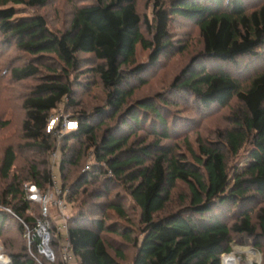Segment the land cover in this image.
<instances>
[{
  "label": "trees",
  "instance_id": "trees-1",
  "mask_svg": "<svg viewBox=\"0 0 264 264\" xmlns=\"http://www.w3.org/2000/svg\"><path fill=\"white\" fill-rule=\"evenodd\" d=\"M49 1L0 0V60L12 82H36L20 97L24 142L0 156V238L12 264H68L65 236L76 264H223L235 243L264 264V66L242 64L264 56V0H147L151 16L138 0H95L75 7L63 31L43 14L16 17L17 5ZM186 23L202 50L168 88L137 97L145 76L184 50L173 29ZM139 46L150 51L144 63ZM81 53L98 63L84 68ZM90 74L105 98L88 111L79 80ZM66 99L78 127L58 139L47 127ZM224 109L225 124L205 136L204 119ZM58 148L70 217L60 231L51 207L49 261L39 237L25 236L41 205L24 185L54 186Z\"/></svg>",
  "mask_w": 264,
  "mask_h": 264
},
{
  "label": "rangeland",
  "instance_id": "rangeland-1",
  "mask_svg": "<svg viewBox=\"0 0 264 264\" xmlns=\"http://www.w3.org/2000/svg\"><path fill=\"white\" fill-rule=\"evenodd\" d=\"M147 0H138L140 3L141 13H148L150 16L152 15L151 6L148 8H144ZM95 0H50L48 5L45 7H36L32 8L28 5H17V15L16 17H24V16H32L34 14H43L49 21L50 27L55 31H63L69 27L70 20L72 19L74 8L80 7L86 4L94 3ZM182 27H175L173 30L176 32V41L177 44L183 45L184 50L176 53L171 60L165 65L161 71L155 73L154 75H147L148 81L147 85L142 86L139 92H137V97H144L148 94L155 93L159 90H164L168 88L169 84H171L177 74L186 67L192 60V58L202 50V41L200 39L198 30L191 26L190 24H182ZM178 31V34H177ZM182 39H181V38ZM181 39V41H180ZM179 42V43H178ZM149 50L143 49L141 46L138 47L137 51V62L144 63L148 60ZM79 59L82 60L83 67H88L89 65H93L98 63V60L93 55L90 54H79ZM30 59L27 55H22L20 60V65L24 64L26 61ZM251 58L245 57L242 60V64L247 65L248 69H255L260 66H264V56L258 57L254 60H250ZM7 60V59H6ZM0 156L2 155V148L9 143H23V139H21V123L24 118V111L21 107V94L26 93L31 87L35 85V80H27L21 82H12L9 78V67L6 61L0 60ZM241 67V66H240ZM239 67V68H240ZM232 68V67H231ZM238 68V69H239ZM8 69V70H7ZM88 77V78H87ZM91 78V81H87V79ZM79 83L82 86L79 88V95L82 101L86 104V109L89 111L95 106L101 105L105 98L104 87L102 86L98 76L94 74H90L88 76H81ZM86 83H91L90 86H86ZM67 104V99L61 103V106L56 110V113L53 116L63 115L64 117H69L68 112L65 111V107ZM192 110L188 112L191 114ZM228 113L227 109L217 111V113H213L209 115V117L204 119V125L202 127V132L205 136H209L213 138V132L219 126L225 124V114ZM114 121H111V124ZM3 123H8L7 125ZM65 132L64 134H66ZM63 134V135H64ZM62 137V136H61ZM195 135H192V140L194 144H196ZM59 147V146H58ZM61 155L59 148L55 149L52 153L53 159ZM52 160V157H51ZM51 166L53 168V176L54 180H56L57 185L62 186V182L59 176V168L51 162ZM86 169H83V171ZM7 184L6 180L0 179V189ZM47 192V190H46ZM44 192V193H46ZM138 210V209H137ZM67 214L70 215V208H67ZM60 210L57 206L53 205L51 215L53 220L59 225L62 220L60 216ZM139 213V211H137ZM253 251V253L251 252ZM230 254H234L238 257V264H261L263 260V254L259 251L254 250L250 245L246 244H234V250ZM225 255L224 258L226 256ZM0 257L4 264H9L11 255L7 251L3 240L0 238ZM71 264H76L75 259L73 258Z\"/></svg>",
  "mask_w": 264,
  "mask_h": 264
},
{
  "label": "built area",
  "instance_id": "built-area-1",
  "mask_svg": "<svg viewBox=\"0 0 264 264\" xmlns=\"http://www.w3.org/2000/svg\"><path fill=\"white\" fill-rule=\"evenodd\" d=\"M77 127H78V122L76 120H72L69 117H64L61 114L52 117L47 127V131L52 132L56 138L61 139L62 138L61 136H63L65 132H69L73 129H76ZM57 156L56 153L54 159L52 156V161L54 163L60 157L59 155V157L56 158ZM86 169H89V166H87ZM24 188L26 190L28 199L38 202L41 205V218L37 219L36 226L34 227V229H31L29 227L27 228V232L25 234L27 241L31 245L33 243L35 236L39 237L40 239V242L38 243L39 253L44 254V256L49 261H54L55 252L53 248L50 246L51 223L49 221V217H50L51 207L55 205L60 210L59 214L62 220V222L58 225L60 231L65 232L67 230V219L70 217V215L67 214L66 211L68 205L64 200V198L62 197V195L64 194L63 188L61 185L60 186L57 185L56 180H54V186L52 188L50 187L49 189H47L46 193H43L39 189V187L34 183H25ZM62 255L64 260H66L68 264H71L73 255L70 251V244L67 241L66 236L62 244Z\"/></svg>",
  "mask_w": 264,
  "mask_h": 264
},
{
  "label": "bare ground",
  "instance_id": "bare-ground-1",
  "mask_svg": "<svg viewBox=\"0 0 264 264\" xmlns=\"http://www.w3.org/2000/svg\"><path fill=\"white\" fill-rule=\"evenodd\" d=\"M253 253V251H251ZM237 256V255H236ZM234 254H230L229 256H226L224 258V264H238V257H236ZM4 260L3 258L0 257V264H4V262L2 261ZM250 263L252 264V260L250 261ZM10 264V262H9Z\"/></svg>",
  "mask_w": 264,
  "mask_h": 264
},
{
  "label": "water",
  "instance_id": "water-1",
  "mask_svg": "<svg viewBox=\"0 0 264 264\" xmlns=\"http://www.w3.org/2000/svg\"><path fill=\"white\" fill-rule=\"evenodd\" d=\"M10 264H12V260L10 259ZM223 264H224V258H223Z\"/></svg>",
  "mask_w": 264,
  "mask_h": 264
}]
</instances>
